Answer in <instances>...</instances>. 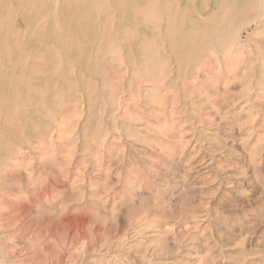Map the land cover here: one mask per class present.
Returning <instances> with one entry per match:
<instances>
[{
    "label": "rangeland",
    "instance_id": "obj_1",
    "mask_svg": "<svg viewBox=\"0 0 264 264\" xmlns=\"http://www.w3.org/2000/svg\"><path fill=\"white\" fill-rule=\"evenodd\" d=\"M0 4V264H264V31L176 61L114 8L80 54L67 0Z\"/></svg>",
    "mask_w": 264,
    "mask_h": 264
},
{
    "label": "bare ground",
    "instance_id": "obj_2",
    "mask_svg": "<svg viewBox=\"0 0 264 264\" xmlns=\"http://www.w3.org/2000/svg\"><path fill=\"white\" fill-rule=\"evenodd\" d=\"M37 1V0H36ZM49 1V0H48ZM58 1V0H57ZM197 0H195L196 2ZM18 2V1H17ZM24 2V1H23ZM193 0H146L143 7L135 4H129L126 0H112L107 2L106 0H67L69 9L73 8V6H76L79 9V12L81 13V31L84 34H89L88 37H86L82 42V47L80 49V54H86L88 51L90 52H97L102 51L106 49L107 45L115 39L113 38L112 30H109V27L104 30L103 33L99 34V24H100V18L102 16L109 17L111 9H114L120 14L119 17V23H123L127 20V17L129 15H132L134 17V21H139L140 19L143 21V24L146 22L147 28H146V40L142 41L141 48H145V46L155 45L157 40L159 39L163 46H165V49H168L167 52H169V55H173L175 57V60L178 59L186 60L189 56L192 55V53H195L198 56H202L206 50L211 49L215 50L218 49V47L225 45V47H229L232 49V51H241L243 50L244 46L242 44V36L243 32L249 33V35H254L256 33H260L264 31V0H210V3H208V6L203 11H196L197 17L196 20L190 17L189 9L190 6L193 4ZM26 3V2H25ZM29 3V1L27 2ZM43 3V2H42ZM57 5H59V2ZM33 4V2H32ZM142 4V3H141ZM1 5V4H0ZM194 5V4H193ZM3 6V5H1ZM20 6V5H19ZM23 6V5H22ZM29 6V4H28ZM40 6V5H38ZM47 6V5H46ZM206 5L202 6L205 7ZM201 7V8H202ZM1 8V7H0ZM21 8V7H20ZM37 8V7H36ZM41 8H44L42 6ZM57 8V6H56ZM196 8V7H195ZM194 8V10H196ZM10 9V8H9ZM24 9V8H23ZM27 9V8H26ZM29 9V8H28ZM27 9V11H28ZM39 9V8H38ZM36 9V10H38ZM58 9V8H57ZM18 10V9H17ZM32 10V9H31ZM77 10V9H76ZM193 10V11H194ZM19 11V10H18ZM21 11V10H20ZM35 11V10H34ZM45 11V10H44ZM55 12V11H54ZM57 12V11H56ZM195 12V11H194ZM25 13V11H24ZM28 13V12H27ZM30 13V12H29ZM33 13V11H32ZM36 13V12H35ZM59 13V12H58ZM114 13V12H113ZM13 14V13H12ZM22 14V12H21ZM38 14V13H37ZM40 14V13H39ZM55 14V13H54ZM16 15V14H15ZM14 15V16H15ZM32 15V14H30ZM34 15V14H33ZM58 15V14H57ZM116 15V14H115ZM55 16V15H54ZM18 17V16H17ZM27 17V15H26ZM14 18V17H12ZM10 18V19H12ZM34 18V16H33ZM45 18V17H44ZM29 19V18H28ZM48 19L49 18H45ZM59 19V17H58ZM115 19V18H114ZM33 20V19H32ZM36 20V18H35ZM56 20V19H55ZM109 20V19H108ZM116 20V19H115ZM140 20V21H141ZM30 21V20H29ZM16 22V21H15ZM26 22H28L26 20ZM42 22V21H41ZM12 23V22H10ZM9 23V25H10ZM32 23V22H31ZM49 22L43 21V24L40 26L48 27ZM58 24V22H57ZM109 24V23H108ZM115 24V23H114ZM142 25V23H139ZM9 25L6 26L9 27ZM37 25V24H36ZM59 25V24H58ZM134 25V24H133ZM31 26V25H29ZM107 26V25H106ZM155 26V27H154ZM36 28V26H34ZM42 27V28H43ZM58 27V26H57ZM146 27V26H145ZM152 27V28H151ZM14 28V27H13ZM128 28V27H127ZM136 28V27H135ZM143 28V27H142ZM3 29V28H2ZM29 29V28H27ZM67 29V28H66ZM113 29V28H112ZM140 29V28H139ZM138 29V30H139ZM26 30V29H25ZM36 30V29H35ZM34 30L35 34L36 31ZM46 30V29H44ZM58 30V29H56ZM127 32L129 30L134 33V31L125 29ZM3 30H1L2 32ZM12 31V30H11ZM38 31V29H37ZM43 31V30H42ZM252 31V32H251ZM7 31H5L6 33ZM14 32V31H13ZM12 32V33H13ZM31 32V31H30ZM59 32V31H58ZM79 32V31H78ZM81 32V33H82ZM127 32H125L127 34ZM139 32V31H138ZM24 33V31H23ZM74 33V32H73ZM1 34V33H0ZM31 34V33H30ZM124 34V33H123ZM6 35V34H5ZM69 35V34H68ZM79 35V34H78ZM128 35V34H127ZM134 35V34H133ZM248 35V36H249ZM10 36V35H9ZM34 36V35H32ZM36 36V35H35ZM54 36V35H53ZM90 36H93V40L90 42L89 38ZM124 36V35H123ZM135 36V35H134ZM144 36V34H143ZM4 37V36H3ZM20 37H24L23 35H20ZM250 37V36H249ZM246 39L248 42H251L250 38ZM7 38V37H6ZM126 38V36H125ZM124 38V39H125ZM141 38V37H140ZM144 38V37H143ZM17 39V38H16ZM27 40V38H25ZM42 39V38H41ZM67 39V38H66ZM65 39V40H66ZM114 39V40H113ZM3 40V39H2ZM22 40V39H20ZM24 40V39H23ZM46 40V39H45ZM64 40V41H65ZM129 40V38H128ZM127 40V41H128ZM135 40V39H134ZM143 40V39H142ZM8 41V40H7ZM15 41H18L15 40ZM40 41V40H39ZM43 41V40H42ZM121 41V40H120ZM130 41V40H129ZM139 41V40H138ZM6 42V39H5ZM20 42V41H19ZM1 43V42H0ZM18 43V42H17ZM16 43V44H17ZM43 45L45 42H42ZM71 43V41L69 42ZM121 43V42H120ZM123 43V41H122ZM128 43V42H127ZM6 44V43H5ZM8 44V43H7ZM6 44V45H7ZM19 44V43H18ZM73 44V42L71 43ZM71 44H68L71 46ZM125 44V43H124ZM134 44V43H133ZM21 43L19 44L20 47ZM113 45V44H112ZM150 45V46H151ZM2 46V45H1ZM0 46V47H1ZM15 46V44H14ZM24 46V44H23ZM42 46V44H41ZM40 46V47H41ZM65 46V45H64ZM73 46V45H72ZM116 46V45H115ZM113 46V47H115ZM243 46V47H242ZM16 47V46H15ZM51 47V46H50ZM62 47V46H61ZM74 47V46H73ZM78 47V46H77ZM158 47V46H157ZM10 48V46H9ZM14 48V47H13ZM12 48V49H13ZM22 48V47H21ZM25 48V47H24ZM29 48V46H28ZM48 48V47H47ZM79 48V47H78ZM110 48L111 45H110ZM122 48V47H121ZM150 48V47H149ZM261 48V47H260ZM20 49V48H19ZM41 49V48H40ZM115 49V48H114ZM139 49V48H138ZM151 49H149V52L147 53H153ZM158 49V48H157ZM156 49V50H157ZM224 49V48H223ZM262 49V48H261ZM1 50H4L1 48ZM17 50V49H15ZM27 50V49H26ZM77 50V49H76ZM116 50V49H115ZM114 50V51H115ZM143 50V49H142ZM154 50V51H156ZM164 50V48H163ZM55 51V50H54ZM73 51V50H72ZM148 51V50H145ZM151 51V52H150ZM160 51V50H159ZM226 51V50H224ZM2 52V51H1ZM12 52V51H11ZM21 51H19V54ZM33 52V51H32ZM52 52V51H51ZM94 52V53H95ZM127 52V50H126ZM221 54L220 51L217 50ZM9 54H12L7 52V56ZM14 53V52H13ZM41 53V52H40ZM43 53V52H42ZM71 53V52H70ZM146 53V52H144ZM143 53V54H144ZM158 53L157 51L155 52ZM164 53V51H163ZM162 53V54H163ZM164 53V54H166ZM210 53V52H209ZM218 53V55H219ZM223 53V52H222ZM227 53V52H226ZM26 54V53H25ZM34 54V53H33ZM45 55V53H43ZM54 54V53H53ZM78 54V53H77ZM94 54V56H96ZM102 54V53H101ZM104 54V53H103ZM102 54V55H103ZM108 54V52H107ZM134 54V53H132ZM141 54V53H140ZM142 54V55H143ZM155 54V55H156ZM163 54V55H164ZM190 54V55H189ZM194 54V55H195ZM208 54V53H207ZM217 54V53H216ZM224 54V53H223ZM4 55V54H3ZM65 55V54H64ZM100 55V54H99ZM131 55V54H130ZM159 55V54H158ZM168 55V54H167ZM189 55V56H188ZM217 55V56H218ZM232 55V54H231ZM13 56V55H12ZM11 56V57H12ZM28 56V55H26ZM35 56V55H34ZM61 56V55H60ZM81 56V55H80ZM104 56V55H103ZM134 56V55H133ZM146 57V55H143V57ZM172 56V58H174ZM188 56V57H187ZM197 56V57H198ZM204 56V55H203ZM221 56V55H220ZM2 57V56H1ZM0 57V58H1ZM10 57V56H9ZM62 57V56H61ZM68 57V56H67ZM97 57V56H96ZM101 57V55H100ZM162 57V56H161ZM171 57V56H169ZM219 57V56H218ZM224 57V56H223ZM226 57V56H225ZM20 58V57H19ZM32 58V57H31ZM38 58V55H37ZM46 58V57H45ZM80 58V57H79ZM98 58V57H97ZM129 58V56H128ZM191 58V57H190ZM189 58V60H191ZM26 59V57H25ZM34 59V58H33ZM32 59V61H33ZM91 59V58H90ZM107 59V58H105ZM104 59V60H105ZM156 59V58H155ZM224 59V58H223ZM1 60V59H0ZM24 60V59H23ZM27 60V59H26ZM35 60V59H34ZM59 60V59H58ZM57 60V61H58ZM62 60V58H61ZM77 60V59H76ZM100 60V59H99ZM152 60V59H150ZM194 60V59H193ZM197 60V59H196ZM25 61V60H24ZM31 61V62H32ZM55 62V64L59 62ZM106 61V60H105ZM131 61V60H130ZM163 61V58H162ZM225 61V60H224ZM91 62V61H90ZM97 62V61H96ZM95 62V63H96ZM103 62V60L101 61ZM98 62V63H101ZM107 62L108 59H107ZM161 62V61H160ZM175 62V61H174ZM202 62V61H201ZM223 62V61H222ZM45 63V62H44ZM53 63V62H52ZM176 63V62H175ZM187 63V62H185ZM189 63V62H188ZM192 63V61H191ZM205 63V62H204ZM28 64V63H27ZM33 64V63H32ZM38 64V63H37ZM75 64V63H73ZM78 64V63H77ZM104 64V63H103ZM180 62V68L181 66ZM105 65V64H104ZM107 65V63H106ZM187 65V64H186ZM225 65V64H224ZM3 66V65H2ZM34 66V65H31ZM56 65H54L55 67ZM81 66V65H80ZM185 66V64H184ZM183 66V67H184ZM190 66V65H188ZM22 67V66H21ZM24 67V66H23ZM27 67V66H26ZM39 67V66H36ZM73 67V65H72ZM34 68V67H33ZM40 68V67H39ZM56 68V67H55ZM74 68V67H73ZM225 68V66H224ZM35 69V68H34ZM32 69V70H34ZM38 69V68H37ZM42 69V68H41ZM53 69V67H52ZM94 69V68H93ZM102 69V68H101ZM4 69H2L3 71ZM19 70V69H18ZM36 70V69H35ZM40 71V69H38ZM74 70V69H73ZM89 70V68H88ZM96 70V69H95ZM12 71V70H11ZM39 71H36L39 73ZM44 71V70H43ZM48 71H51L50 69ZM55 71V70H52ZM51 71V72H52ZM47 71H45L46 73ZM35 73V72H34ZM44 73V72H42ZM50 73V72H49ZM58 73V72H57ZM75 73V72H74ZM41 74V72H40ZM48 74V72H47ZM62 75V74H61ZM84 75V74H83ZM82 75V76H83ZM91 75V74H90ZM20 76V75H19ZM85 76V75H84ZM30 77V76H29ZM28 77V79H29ZM73 77V76H72ZM71 77V78H72ZM82 78V77H81ZM25 79V78H24ZM22 79V81L24 80ZM84 79V77H83ZM87 80V79H86ZM84 80V81H86ZM18 81H20L18 79ZM20 81V83L22 82ZM75 81V80H74ZM83 81V82H84ZM31 82V81H30ZM70 81L69 83H71ZM82 82V83H83ZM75 83V82H74ZM31 85V83H30ZM50 85V84H49ZM69 85V84H68ZM29 86V85H28ZM31 87V86H30ZM52 88V87H51ZM89 88V86H88ZM90 89V88H89ZM20 90V89H19ZM53 91V90H50ZM90 91V90H89ZM88 91V93H89ZM21 92V91H20ZM44 92V90H43ZM87 92V91H86ZM14 94V93H13ZM21 94V93H20ZM48 94V93H47ZM1 95V94H0ZM90 95V94H89ZM14 96V95H12ZM18 96V95H17ZM84 96V95H83ZM91 96V95H90ZM20 97V96H19ZM3 98V96L1 97ZM14 98V97H13ZM12 98V99H13ZM11 101V100H10ZM14 101V100H13ZM19 100H17L18 102ZM6 102V101H5ZM3 103V101L1 102ZM8 103V102H7ZM11 103V102H10ZM13 103V102H12ZM34 103V102H32ZM31 103V105H32ZM40 103V102H39ZM5 105V104H4ZM16 105L17 104H13ZM35 105V104H34ZM3 106V105H2ZM7 106V104L5 105ZM15 106V107H16ZM22 106V105H21ZM38 106V105H37ZM8 107V106H7ZM27 107V106H26ZM9 108V107H8ZM18 108V106H17ZM14 109V108H13ZM22 109V108H21ZM28 109V108H26ZM23 110V109H22ZM20 111V109H19ZM4 112L2 107L0 108V113ZM18 112L16 110H12V113L15 115V113ZM11 113V115H12ZM20 113V112H19ZM29 113V112H28ZM27 113V114H28ZM4 114V113H3ZM2 114V115H3ZM9 115V114H7ZM23 115V113H22ZM1 116V115H0ZM3 117V116H2ZM10 117V116H9ZM12 117V116H11ZM10 117V118H11ZM20 117V115H19ZM1 118V117H0ZM6 118V117H5ZM6 119L9 120L7 117ZM7 121V120H6ZM2 122H5L2 120ZM19 122V121H18ZM11 122V126H12ZM23 124V123H22ZM8 127V123H6ZM17 125V124H16ZM31 125V124H30ZM33 125V124H32ZM10 126V124H9ZM15 126V125H13ZM16 127V126H15ZM23 128V127H22ZM7 128H5L6 130ZM1 130V128H0ZM22 130V129H21ZM7 131V130H6ZM4 132V131H3ZM13 132V131H12ZM10 133V131L8 132ZM1 134V133H0ZM15 135L14 133H11V135ZM19 134V133H17ZM27 135V134H26ZM2 136V135H1ZM8 138V137H7ZM18 138V137H16ZM6 139V138H5Z\"/></svg>",
    "mask_w": 264,
    "mask_h": 264
}]
</instances>
